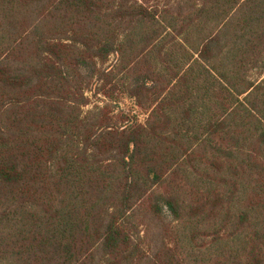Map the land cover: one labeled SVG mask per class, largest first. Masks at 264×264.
<instances>
[{
	"label": "trees",
	"instance_id": "trees-1",
	"mask_svg": "<svg viewBox=\"0 0 264 264\" xmlns=\"http://www.w3.org/2000/svg\"><path fill=\"white\" fill-rule=\"evenodd\" d=\"M0 264H264V0H0Z\"/></svg>",
	"mask_w": 264,
	"mask_h": 264
}]
</instances>
